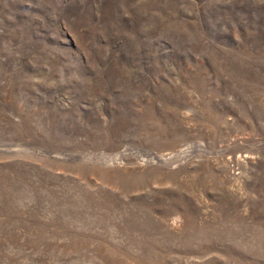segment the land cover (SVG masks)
Returning <instances> with one entry per match:
<instances>
[{
	"label": "rangeland",
	"instance_id": "1",
	"mask_svg": "<svg viewBox=\"0 0 264 264\" xmlns=\"http://www.w3.org/2000/svg\"><path fill=\"white\" fill-rule=\"evenodd\" d=\"M0 264H264V0H0Z\"/></svg>",
	"mask_w": 264,
	"mask_h": 264
}]
</instances>
